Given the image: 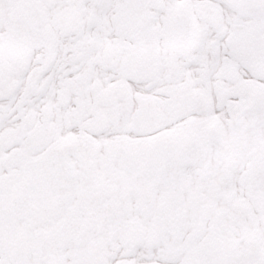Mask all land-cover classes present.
Instances as JSON below:
<instances>
[{"label": "snow or ice", "instance_id": "1", "mask_svg": "<svg viewBox=\"0 0 264 264\" xmlns=\"http://www.w3.org/2000/svg\"><path fill=\"white\" fill-rule=\"evenodd\" d=\"M0 264H264V0H0Z\"/></svg>", "mask_w": 264, "mask_h": 264}]
</instances>
